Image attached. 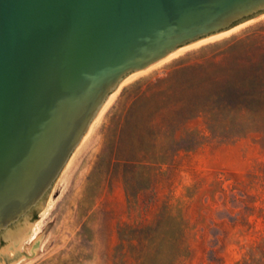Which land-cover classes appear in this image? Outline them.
<instances>
[{
    "label": "rangeland",
    "instance_id": "rangeland-1",
    "mask_svg": "<svg viewBox=\"0 0 264 264\" xmlns=\"http://www.w3.org/2000/svg\"><path fill=\"white\" fill-rule=\"evenodd\" d=\"M237 26L127 76L0 264H237L260 242L264 112L243 126L208 115L226 45L264 47V13Z\"/></svg>",
    "mask_w": 264,
    "mask_h": 264
},
{
    "label": "water",
    "instance_id": "water-1",
    "mask_svg": "<svg viewBox=\"0 0 264 264\" xmlns=\"http://www.w3.org/2000/svg\"><path fill=\"white\" fill-rule=\"evenodd\" d=\"M263 13L264 0H0V244L45 207L125 77Z\"/></svg>",
    "mask_w": 264,
    "mask_h": 264
},
{
    "label": "trees",
    "instance_id": "trees-1",
    "mask_svg": "<svg viewBox=\"0 0 264 264\" xmlns=\"http://www.w3.org/2000/svg\"><path fill=\"white\" fill-rule=\"evenodd\" d=\"M252 39L235 38L219 55L223 69L209 80L208 87V115L213 127L243 126L248 118L264 112V47L251 48ZM237 264H264V237Z\"/></svg>",
    "mask_w": 264,
    "mask_h": 264
},
{
    "label": "bare ground",
    "instance_id": "bare-ground-1",
    "mask_svg": "<svg viewBox=\"0 0 264 264\" xmlns=\"http://www.w3.org/2000/svg\"><path fill=\"white\" fill-rule=\"evenodd\" d=\"M236 28H238V26L237 27H235V28H232L231 30H228V31H225V32H222V33H219V34H216V35H213V36H210V37H208V38H205V39H202V40H199V41H197V42H195V43H192V44H190V45H187L186 47H184V48H179V49H177L175 52H173L172 54H170L169 56H167L166 58H164L163 60H161V61H159V62H157V63H155V64H153V65H151V66H149V67H147L146 69H144V70H142V71H138V72H135L134 74H132L131 76H134V75H137V74H139V73H142V72H145V71H147V70H149V69H151V68H153L154 66H157L159 63H161V62H163V61H165V60H167L168 58H170V57H174L175 55H177V54H180L183 50H185L186 48H188V47H192V46H197V45H199V44H202V43H204V42H206V41H208V40H213L214 38H218V37H220V36H222V35H225V34H227V33H229L230 31L232 32L233 30H236ZM130 76V77H131ZM130 77H127V78H125V79H123L122 81H121V83L118 85V87H117V89L107 98V100L105 101V103L103 104V106H102V108L100 109V111H99V113L97 114V116L95 117V119L93 120V122L91 123V125H90V127H89V129H88V131H87V133L85 134V136L83 137V139H82V141H81V143L84 141V139L88 136V134H90V132H91V130L93 129V127H94V125H96V123L100 120V118H101V116H102V114L104 113V111L106 110V108L110 105V103L112 102V100L114 99V97H115V95H116V93L119 91V89L130 79ZM81 143L79 144V146L81 145ZM78 146V147H79ZM77 147V148H78ZM44 213V212H43ZM35 227V226H34ZM34 232H35V228H34V230H33V233L31 234V236L29 237V238H32L33 236H34ZM25 234L26 233H24V231L17 237V238H15V239H13L14 240V242L16 243V244H13V246L12 247H16L15 249V251H14V257H12V258H10L9 259V261H14L18 256H19V253H17V245H18V243L21 241V239L22 238H24V236H25ZM21 259V258H20ZM19 260V259H18Z\"/></svg>",
    "mask_w": 264,
    "mask_h": 264
}]
</instances>
